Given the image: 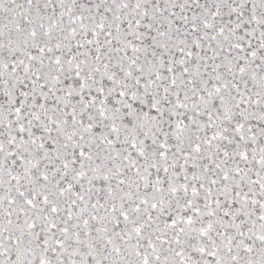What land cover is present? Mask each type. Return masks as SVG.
Here are the masks:
<instances>
[{"label": "snow or ice", "instance_id": "1", "mask_svg": "<svg viewBox=\"0 0 264 264\" xmlns=\"http://www.w3.org/2000/svg\"><path fill=\"white\" fill-rule=\"evenodd\" d=\"M0 264H264V0H0Z\"/></svg>", "mask_w": 264, "mask_h": 264}]
</instances>
